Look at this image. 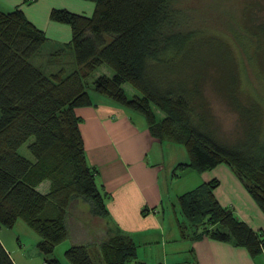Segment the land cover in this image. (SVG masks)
<instances>
[{
  "label": "trees",
  "instance_id": "trees-1",
  "mask_svg": "<svg viewBox=\"0 0 264 264\" xmlns=\"http://www.w3.org/2000/svg\"><path fill=\"white\" fill-rule=\"evenodd\" d=\"M91 1L94 7L89 15L64 7L50 9L52 20L71 28L70 39L51 49L50 56L69 49L75 63L73 68L61 65L50 71L33 62L48 40L45 32L20 6L0 9V223L12 226L22 218L38 233L37 247L45 264H58L55 247L81 221L72 207L82 204L87 216H108L105 190L87 160L81 117L74 111L77 105L95 103L90 87L141 113L156 138L184 145L188 158L177 162L173 173L178 168L203 171L227 163L264 212L261 113L254 103L239 100L236 70L225 85H219L212 59L193 51L195 45L211 47L222 39L234 64L229 43L209 26L173 29L183 17L173 0ZM210 55L218 53L211 49L204 54ZM102 64L112 73H101L88 82L86 78ZM209 75L241 116L243 132L233 141L217 133L203 91ZM125 82L136 93L129 96ZM154 107L163 115L158 116ZM30 137L27 149L32 158L18 150ZM45 179L48 188L41 191L38 185ZM217 184L218 179L211 178L178 194L176 222L181 237L207 234L232 239L251 254L264 251V236L218 201ZM136 249L134 239L119 230L98 243H73L64 254L72 264H141ZM0 264H15L1 241Z\"/></svg>",
  "mask_w": 264,
  "mask_h": 264
},
{
  "label": "crops",
  "instance_id": "crops-1",
  "mask_svg": "<svg viewBox=\"0 0 264 264\" xmlns=\"http://www.w3.org/2000/svg\"><path fill=\"white\" fill-rule=\"evenodd\" d=\"M16 5L45 32L48 37L43 45L45 49L61 47L71 36L69 24L49 17L52 7H64L88 15L94 7L91 0H0L1 10ZM66 53L71 56L67 64L72 68L73 55L69 49L60 51L55 58L61 59ZM93 101L94 104L75 106L74 111L81 117L79 129L87 160L96 168L97 180L105 190L108 216L103 217L101 233H93L99 236L97 239L89 237L84 223L79 221L70 228L65 248L77 242L98 243L107 235L122 230L136 242V260L141 264H264V251L251 254L246 246L232 239L207 234L181 237L176 222L179 209L175 203L173 212L166 208L165 200L169 194L164 193L160 179L163 169L167 172L170 166L166 157V139L160 140L151 134L141 113L109 97L99 96ZM187 158L186 154V158L180 161ZM200 173L202 179H197V183L188 185L187 189L211 178L218 179L214 188L218 201L264 236V212L227 163H218ZM180 193L173 196L177 199ZM35 250L38 251L35 254L24 253V259H29L28 264H45L42 252L36 247ZM8 253H11L10 249ZM60 254L54 253L58 264H72ZM39 257H42L41 262Z\"/></svg>",
  "mask_w": 264,
  "mask_h": 264
},
{
  "label": "rangeland",
  "instance_id": "rangeland-1",
  "mask_svg": "<svg viewBox=\"0 0 264 264\" xmlns=\"http://www.w3.org/2000/svg\"><path fill=\"white\" fill-rule=\"evenodd\" d=\"M172 5L179 8L181 16H183L182 20L180 19L181 23L174 25L173 29L188 28L195 30L197 28L201 29V26H209L217 30L218 35L221 36L219 38H224L233 48L236 60L234 64L228 46L222 45V39L217 38L218 40L213 41L215 43L211 44V47L210 44H200V48L195 45L193 51H195V55H201L202 53L205 60L212 59L210 62H213V65L215 64L214 68H216L215 82L219 85L226 84L231 71L236 70V73L238 72L239 88L237 87V95L244 104L254 103L261 113L262 136L264 137V0H173ZM258 42L261 43L259 46ZM211 49L216 50L218 55L216 57L204 56ZM50 54L51 48H44L41 53L34 56L33 62L42 65L46 71L56 69L61 65L69 67V64H67L71 58L69 53L57 60ZM73 67H75L74 60ZM166 67L168 68L169 65H166ZM101 73L110 75L112 69L108 65L102 64L86 79L88 82H92ZM123 86L129 96L136 93V89L130 83L125 82ZM88 89L91 98L94 100L99 96L108 98L107 95L91 87ZM203 91L213 114L214 124L217 125L218 135L226 141L235 140L243 132V122L240 119L241 116L233 107L234 105L232 106L230 101L213 86L210 75L203 85ZM154 110L158 116L163 115L156 107H154ZM31 139L32 137L28 138L18 148L21 154L29 158H32V155L27 149V144ZM165 143L168 145L165 146V150H167L166 157L170 166H168L167 172L163 169L160 179L164 193L169 194V198L165 200V206L171 213L175 204L176 209H179L178 201L173 195L187 189L188 185L197 183V179H202V173L195 169L181 168H178L175 173L171 172L176 162L186 158L187 151L181 143L171 140H166ZM48 184V179L43 180L38 185L39 190L46 191ZM85 208L82 204L72 207L74 215L78 216L83 223L85 222L83 226L88 236H94V239H97V237L99 238L97 234L101 233L104 219L100 216H87L88 214L81 210ZM177 213L180 215L179 211ZM95 231L98 232L93 235ZM0 239L8 248V251L10 249V254L18 264H28L29 259H24V253L35 254V252H38L35 247L38 250L39 235L22 218H17L12 226L0 223ZM65 242L66 240L57 244L54 253L60 252L63 258L67 259L64 254ZM39 258L41 262L42 257Z\"/></svg>",
  "mask_w": 264,
  "mask_h": 264
}]
</instances>
